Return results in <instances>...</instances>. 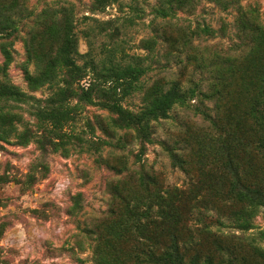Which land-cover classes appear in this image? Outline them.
I'll return each instance as SVG.
<instances>
[{"label":"rangeland","instance_id":"374dc122","mask_svg":"<svg viewBox=\"0 0 264 264\" xmlns=\"http://www.w3.org/2000/svg\"><path fill=\"white\" fill-rule=\"evenodd\" d=\"M193 1L187 10L163 17L154 12L159 0H111L98 9L93 0H0V5L17 3L21 19L18 32L9 38L15 49L9 77L21 91L39 99L45 100L53 92L49 83L36 90L30 87L23 63L32 51L48 48L45 24L63 6L72 7L80 53L91 51L98 60L110 57L123 63L142 59L149 66L141 79L143 89L160 77L199 80L201 74L195 67L206 62L204 55L232 56L240 61V55L249 50L248 40L253 38H258L257 52L264 57V0ZM244 15H248L245 37L239 31ZM183 31L191 37L192 47L180 45ZM168 34L176 37L177 47L166 41ZM152 37L157 42L149 49L143 41ZM192 50L195 60L188 57ZM249 61L239 63L243 69L251 68L245 82L264 63L255 59L247 64ZM28 67L30 71L35 69L33 62ZM200 100L193 99L191 107L176 105L170 117L151 121L149 139L140 129L118 126V116L101 103H86L81 115L68 126V134L56 138L57 144L46 146L31 137L38 130L32 100L7 102L14 113L20 114L14 120L16 131L27 133L29 140L14 136L9 141L0 139V264H97V251L99 247L104 249V238L108 240L110 259L117 264H132L129 251L138 244V235L116 240L112 231L129 225L127 207L140 204L144 185L149 182L147 174L164 186L194 184L202 194L196 205L211 209L223 220L224 224L212 225V232L202 234L194 214L185 213L184 224L189 221L191 231L187 225L176 233L183 241L190 232L199 237L190 247L191 253H212L218 259L222 252L231 251L240 262L261 263L248 242L237 235L264 247V207L254 219L255 227L248 231L228 218L239 207L228 198L231 183L237 182L232 170L238 169L239 179L246 185H261L262 174L254 173L259 162L249 149H228L204 138L211 128L195 111ZM235 100L236 95L228 102L234 104ZM76 102L74 99L72 104ZM205 102L210 107L215 105ZM122 105L139 112L143 91L133 93ZM109 126L114 134L107 130ZM229 155L236 168H227ZM192 204L188 202L186 208ZM146 227L155 236L154 241L168 243L172 238L168 226L157 230L146 223ZM140 230L144 235V226Z\"/></svg>","mask_w":264,"mask_h":264},{"label":"trees","instance_id":"16d2710c","mask_svg":"<svg viewBox=\"0 0 264 264\" xmlns=\"http://www.w3.org/2000/svg\"><path fill=\"white\" fill-rule=\"evenodd\" d=\"M109 1L111 0H93V5L98 9ZM159 1L160 4L155 6L154 12L163 17L175 15L179 10H187L194 2ZM17 8V3L12 6L0 5V41L3 55V61L0 62V102L4 103L0 106V139L9 141L14 136L29 140L27 133L16 131L14 120L20 114L14 113L13 106L7 103L13 100L26 103L32 100V115L38 120V130L32 133L31 137L46 146L57 144L56 138L62 139L68 134V126L81 115L82 106L86 103H101L104 108L118 116V126L140 129L143 137L149 139L151 121L170 117V112L176 105L191 107L192 100L200 97L201 105H196L195 111L202 115L211 128L205 132L204 138L216 141L221 147L228 149L231 146H240L241 150L249 149L259 162L254 173H261L264 180V63L254 71L248 82L245 81L252 73L251 68L243 69L239 65L243 60H250L247 64L254 63L255 59L264 62V57L257 52L258 38L248 40L249 50L240 55V61L232 56H202L206 62H201L195 67V72L201 74L199 80L180 77L167 80L160 77L153 85L143 89L141 79L147 74L149 66L145 65L142 59L123 63L110 57L98 60L91 51L80 53L77 34L74 32L72 7L63 6L52 14L45 24L43 33L46 35L48 48L32 51L26 63H23L30 87L36 90L49 83L54 89L49 97L42 100L21 91L9 77V66L15 60V49L12 48L14 41L9 38L18 32V24L21 21ZM247 21L248 15H244L239 27L242 35ZM180 37V45L186 48L193 46L186 31L181 32ZM152 38L154 39L143 41L149 49H153L157 42L156 37ZM173 38L175 41H171ZM165 39L177 47L176 37L168 34ZM194 50L188 55L191 60L196 59L192 55ZM80 58H84L83 63ZM29 62L34 63V71H30ZM85 80L87 84L82 83ZM186 81L188 85L184 84ZM137 91H143V108L139 112L129 111L122 102ZM233 93L236 95L235 108L233 102H228L235 98ZM74 99L77 102L72 104ZM205 101L215 102L214 107H210ZM241 102H244L243 107ZM107 130L110 134L115 133L110 126ZM232 161L233 157L229 155L226 163L228 169L236 168L231 165ZM232 172L236 175L237 182L231 183L228 198L231 202L239 204V207L233 210L228 218L233 219L238 228L248 231L255 227L254 219L260 208L264 207V183L246 185L239 179L238 169ZM146 177L149 182L144 185L145 193L140 204L127 207L130 215L129 225L112 231L116 240L133 233L138 235V244L129 251L132 264H245L232 256L231 251L222 252L218 259L212 253H191L190 247L199 237L190 232L188 238L183 241L176 233L187 225V229L191 231L189 221L184 224L187 219L185 213L194 214L193 219L196 224L201 225L202 229L198 231L202 234L212 232L211 226L224 224L223 220L210 212L211 209H200L198 204L196 205L195 202L200 200L202 194L201 189L194 184L185 187L164 186L155 176L147 174ZM188 202L193 203L189 209L186 208ZM142 216L145 219L142 220ZM146 223L157 230L168 226V231H173L172 238L168 243L154 241L156 238L151 236ZM143 226L144 235L140 230ZM237 237L246 240L252 247L255 256L261 261L257 264H264V247L240 235ZM102 244L104 249L98 248L97 264H117L116 260L109 258L107 238L102 239Z\"/></svg>","mask_w":264,"mask_h":264},{"label":"built area","instance_id":"2783aa9c","mask_svg":"<svg viewBox=\"0 0 264 264\" xmlns=\"http://www.w3.org/2000/svg\"><path fill=\"white\" fill-rule=\"evenodd\" d=\"M61 185V184H60ZM65 186H66V183H65Z\"/></svg>","mask_w":264,"mask_h":264}]
</instances>
